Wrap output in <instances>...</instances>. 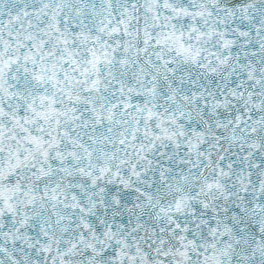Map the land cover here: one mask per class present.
<instances>
[{
  "label": "snow or ice",
  "instance_id": "1",
  "mask_svg": "<svg viewBox=\"0 0 264 264\" xmlns=\"http://www.w3.org/2000/svg\"><path fill=\"white\" fill-rule=\"evenodd\" d=\"M0 264H264V0H0Z\"/></svg>",
  "mask_w": 264,
  "mask_h": 264
}]
</instances>
